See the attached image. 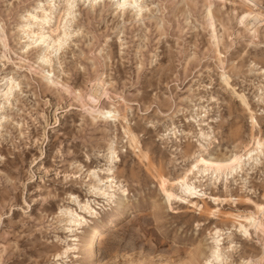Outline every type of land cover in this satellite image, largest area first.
Here are the masks:
<instances>
[{"label":"rangeland","instance_id":"374dc122","mask_svg":"<svg viewBox=\"0 0 264 264\" xmlns=\"http://www.w3.org/2000/svg\"><path fill=\"white\" fill-rule=\"evenodd\" d=\"M15 2L21 5L32 4L33 0H15ZM233 2L234 0H223L221 9L224 4L231 5ZM3 3L4 0H0V5ZM0 13L5 14L15 24L17 42L39 35V29L33 33L28 24L21 19L23 13L19 9L5 10L0 7ZM31 14L33 13H29ZM41 18L42 14L38 16V20ZM56 20L59 22V17H56ZM213 20L218 29L216 40H213L211 26L206 28L194 16L190 21L181 20L176 15H172L171 19H165L163 13L159 20L149 21L150 27L141 25L133 29V26L129 25L127 31L131 35L126 36L127 46L123 52H121L119 37L114 46L113 42L105 37L107 73L101 72L100 75L102 80H106L109 84V89L104 91H110V95L104 102L112 107L115 101V107L118 110L126 105L128 117H135L141 121L135 122V119H130L122 126L113 123V141H118L119 145L127 142V137L123 135L125 128L137 137L135 146L129 143L127 148L121 146L117 152L118 158L121 157V160L117 161L119 176L121 180L124 177L130 181V191L126 199L128 214L117 220V225L110 230L109 234L103 236L93 259L88 258L82 247L85 233L91 232L89 227L103 225L106 219L115 215L117 211L114 203L105 204L101 211L96 210L94 218L88 219L85 216L86 213H81L71 199V196H76L77 201L81 204L87 203L89 207L100 203L102 198L93 197L88 191V188L96 187V184L88 183V181H98L108 175L103 170L105 163L103 156L99 152L91 156V149L78 138L75 131L82 119L81 108L90 103L87 95L84 94V85L87 84L91 88L92 80L85 75L80 83L73 87L69 83L67 74L60 77L53 71L55 80L52 84L45 82L43 88L37 85L34 91H30V96L26 93L30 99L31 111L36 112L39 109L40 119L31 117L33 122L30 125L25 121L26 126L22 134L20 127H16L15 141L8 145L0 142V148L8 151L11 147L16 154L13 156L9 153L10 163L7 165L9 170H23V174L27 177L26 182L20 181L19 191L12 189L9 197L11 201H14L18 195L20 203L14 207L9 206L7 215L4 214L3 206H0V216L9 221L8 227L12 229L16 237L12 243L20 251V254L10 255L9 260L15 261V264H48L55 255H59L56 249L61 248V242L71 246L74 236L77 235V251H81V255H73L72 258L80 259L81 264H132L133 260L136 264H159L161 260L165 264H202V261L211 254V240L208 239L210 229L205 227L201 233L196 229V224L199 223L203 227L210 220L216 221V217L207 215L211 211L209 207L211 201L207 198L217 192L221 200L220 207L233 209L230 212H222L219 222H227L231 228L232 218L239 217L240 222L247 224L248 217L255 212L253 198L258 189L248 188L245 194L242 183L234 182L227 193L223 184L210 185V190L208 185H201L203 196L191 200L192 203H197L195 212L191 209V203L181 206L180 201L173 202L171 212L166 210L165 206L168 202L166 199L163 202L158 199L163 193L159 190L157 182V177L161 173L159 162L162 159L161 153L165 150L164 145L158 148L154 140L155 130L147 131L143 127L141 116V113L147 115L144 110L159 103L163 98L176 109L167 122L168 126H179L177 132L181 134L191 131V128L185 129L184 125L189 123L197 125V114L200 117L199 125L201 126L207 123L208 127H211V124L219 122L215 132L217 136L223 134V138L218 142L213 137L209 145V155L214 158L228 152L229 143L241 130L249 128V135H251V120L247 124L245 116L255 118L264 110L258 100L261 84L257 76L258 69L250 72L248 65L242 63L245 53L236 52V49L240 47L239 44H230L227 52L219 53L220 56H239L236 61L228 62L230 70L235 66V76L229 77V83H222L218 79L215 81L217 93L215 107L209 103L213 99L211 96L206 101L205 97L200 95L204 91V85L201 83L196 86L198 81L212 78L216 61L219 60V56L214 58V54L224 47V36L221 33L226 35L231 31L230 27H225V22L228 21L227 13L222 20L218 10ZM17 21L20 22L17 23ZM237 26L239 27V24ZM21 28L24 31H20ZM7 35L11 38L13 31L10 30ZM100 51L101 49H96L97 53ZM4 55L3 49L0 48V56ZM80 55L90 58L92 53L81 50ZM100 66L103 67V62ZM20 71L23 73L25 69L21 67ZM249 74L253 78L246 81L245 76ZM37 78L40 79L39 74ZM93 79H95L94 75ZM235 79H239L245 98L251 97L248 104L250 110L245 109L237 99V96L241 94L239 91L235 93L229 91L230 88H237ZM61 80L63 83L57 87V83ZM64 86L72 88L73 92H80L81 98L78 100L75 95L63 92ZM117 96L120 97L119 100L116 99ZM205 103H208L207 121L204 119ZM23 107L27 108L29 105ZM169 112H172L171 108ZM213 112L215 116L211 115ZM25 114L31 116L30 113ZM121 114L123 117L122 111ZM153 115H159V112ZM132 129L137 131L133 132ZM225 129H227L226 134ZM200 130L202 127L198 126L197 131ZM105 134H107L106 131ZM257 136H259V129H257ZM19 140H23V144L16 147L15 144ZM236 143L239 144L242 141H236ZM59 149L63 151L60 152ZM147 150L155 157L156 165H152L151 161L145 163L141 159V151ZM58 155L64 157L60 161V166H67L68 175L78 177L79 173L72 171L73 165H80V171H83L84 166L92 164L93 167L88 168L87 171L94 172V176L84 175L82 182L67 184L63 181L64 173H61L60 181L57 182L56 175L50 176L48 170L52 168L53 160ZM82 157L84 159L81 162ZM169 165L174 172L176 165L171 159ZM256 167L259 165L257 164ZM167 170L165 167L164 171ZM42 171L43 175H41ZM252 172H255V168ZM252 172L245 173L244 178L251 177ZM255 174L254 183L259 184L260 173ZM164 178L167 179V177ZM168 187L173 195H180L178 185L169 182ZM233 192L235 196L232 195ZM7 194V189L0 186V205L5 203L3 197ZM260 196L264 198V192H261ZM249 199H253L252 205L247 203ZM21 205L24 207L21 208ZM14 211L19 214L14 220L9 219ZM61 211L64 212L63 216L60 215ZM68 213L84 216L86 222L81 227L84 228L82 231H76L74 234L66 231L68 226H65V223L70 218ZM194 216H201L203 219L196 220ZM0 227H3L2 221H0Z\"/></svg>","mask_w":264,"mask_h":264},{"label":"snow or ice","instance_id":"6c2138e0","mask_svg":"<svg viewBox=\"0 0 264 264\" xmlns=\"http://www.w3.org/2000/svg\"><path fill=\"white\" fill-rule=\"evenodd\" d=\"M222 3L223 0H195V2L193 0H39V2L33 0L32 4L21 5L15 0H4L0 7L5 10L19 9L23 13L21 19L28 24L33 33L39 29V35L17 42L15 24L5 14L0 13V48L5 53L4 56H0V142L8 145L15 141L16 127H20L22 134L26 126L25 121L30 125L33 122L31 117L40 119L39 109L36 112L31 111L30 99L26 93L30 96V91H34L37 85L43 88L45 82L52 84L55 80L53 71L60 77L67 74L69 83L73 87L78 85L86 75L93 84L91 88L87 84L84 85V94L87 95L90 103L81 108L82 119L75 131L78 138L91 149V156H95L97 152L103 156L105 160L103 170L111 177L106 181L103 179L89 180L88 183H95L96 187L88 188V191L93 197L102 198L100 203L93 205L98 212L105 204L124 201L128 198L130 181L124 177L121 180L119 176L117 161L121 160V157L118 158L117 152L119 147L127 148L129 143L135 146L137 137L125 128L123 135L127 137V142L119 145L118 141H113L112 127L113 123L122 126L130 119H135V122L141 120L135 117L129 118L126 105L118 110L115 107V101L112 107L104 102L110 95V91H104L110 86L106 80H102L100 75L101 72L107 73L105 37L113 42V46L119 37L121 52H123L127 46L126 36L131 35L127 31L129 25H132L133 29L141 25L150 27L149 21L159 20L163 13L165 19H171L172 15H176L181 20L190 21L194 16L206 28L211 26L213 40H216L218 29L213 18L218 10L222 20L224 14L227 13L228 21L225 22V27H230L231 31L226 35L221 33L224 36V47L214 54V58L219 56V60L216 61L212 78L202 79L197 82L196 86L201 83L204 85V91L200 95H203L206 101L211 96L213 99L209 103L215 107L217 95L215 81L218 79L222 83H229V77L235 76V66L230 70L228 62L236 61L239 56H220L219 53L227 52L230 44H239L240 47L236 49V52L245 53L242 63L248 65L250 72L258 69L257 76L261 84L258 100L264 107V0H234L231 5L224 4L221 9ZM29 13L33 14L29 15ZM41 14L42 18L38 20ZM56 17H59V22ZM10 30L13 31L11 38L7 35ZM20 31L24 29L21 28ZM97 48L101 49L99 53L96 52ZM81 50L91 51L92 56L82 57ZM101 62H103V67L100 66ZM21 67L25 69L23 73L20 71ZM37 74L40 79L37 78ZM252 78L250 74L245 76L246 81ZM234 82L237 88H230L229 91L233 93L239 91L241 94L237 96V99L245 109H248L251 97L245 98L239 79H235ZM62 83V80L58 82L57 87ZM62 90L75 95L78 100L81 98V93L73 92L72 88L64 86ZM116 99L119 100L120 97L117 96ZM24 105H29V107L25 108ZM169 108L172 112H169ZM121 111L124 114L123 117ZM144 111L147 115L141 113L143 127L149 132L155 130L154 140L158 148L164 145L165 149L161 153L162 159L159 162L161 173L157 177V182L163 193L158 199L161 202L167 200L165 207L168 212H171L174 201H180L181 206L191 203V209L195 212L197 205L191 200L203 196L201 185H208L210 190V185L223 184L225 193L234 182L244 185L245 194L248 188L258 189L253 198L255 199L254 214L248 217L246 225L240 222L239 217H233L231 228L227 222L220 223L219 221L222 212H230L233 209L220 207L219 192L212 193L207 198L211 201L209 204L211 211L207 215L216 217V221L210 220L203 227L199 223L196 224V229L201 233L205 227L210 229L208 239L211 240V254L202 261V264H264V198L260 196V193L264 192V110L255 118L246 115L247 124L251 120V135H249V128L241 130L229 143L228 152L215 158L209 155V145L213 137L218 142L223 138V134L217 136L215 132V129L219 127V122L211 124V127H208L207 123L201 126L199 125L200 117L197 114V125L191 123L184 125L185 129L191 128V131L181 134L177 132L179 126H168L167 122L172 118V113L176 109L174 105L168 104L167 100L161 98L159 103L153 104ZM157 111L159 115L154 116L153 113ZM25 113H30L31 116ZM211 115L215 116V112ZM208 116V103H205L204 119L206 121ZM208 123L211 122L208 121ZM198 126L202 127L199 132L197 131ZM257 129H259V136H257ZM132 131L137 130L132 129ZM224 133H227V129ZM236 141H242V143L238 144ZM22 144L23 140H19L15 146L19 147ZM9 153L16 155L11 147L8 151L0 148V186L6 188L8 193L3 197L5 203L0 205L3 206L5 215L8 214L9 206L14 207L20 203L18 195L14 201L9 199L12 189L15 188L18 192L21 187L20 181L26 182L27 180L23 170H9L7 167L10 163ZM62 159H64L63 156H56L52 168L48 170L50 176L56 175L57 182L60 181L61 173H64L63 181L67 184L82 182L84 175L94 176V173L87 171L88 168L93 167L92 164L84 166L83 171H80V165H73L72 171L78 172L79 175L78 177L68 175L67 166H60ZM83 159L82 157L81 162ZM141 159L145 163L151 161L152 165L157 164L149 150L141 151ZM170 159L176 165L174 172L169 165ZM257 164L259 167H256ZM165 167L167 171H164ZM254 168L255 172H252ZM247 172H252V175L244 178ZM256 172L260 173L259 184L254 183ZM43 174L42 171L41 175ZM161 177H167V179ZM169 182L179 186L180 195H173L167 190ZM232 195L235 196V192ZM71 199L75 201L76 196H71ZM253 199H249L247 203L252 205ZM23 207L24 205H21V208ZM84 208H88L87 203ZM17 214L19 212H12L9 219L14 220ZM60 215L63 216L64 212L61 211ZM68 215L72 216V213ZM194 218L203 219L201 216H194ZM73 220L77 226L82 223L74 216ZM0 221L3 223V227H0V264H15V261L9 260L8 257L20 254L19 249L15 248L12 243L16 237L12 229L8 227L9 221L4 220L2 216H0ZM77 230L78 228L73 227L69 222L66 231L74 234ZM77 247L76 241H72L71 246H67V243L62 241V251L61 248H57L59 255H55L48 264H81L80 259L72 258L73 255H81ZM132 264H136L135 260ZM159 264H165V262L161 260Z\"/></svg>","mask_w":264,"mask_h":264},{"label":"bare ground","instance_id":"6f19581e","mask_svg":"<svg viewBox=\"0 0 264 264\" xmlns=\"http://www.w3.org/2000/svg\"><path fill=\"white\" fill-rule=\"evenodd\" d=\"M248 109L250 110L249 106H248ZM110 178L111 177L109 175H107L106 177L103 178V180L106 181V180H108ZM161 178H164V177H161ZM164 179H166V178H164ZM167 190L168 191H171L169 189L168 185H167ZM73 202H75L78 210L81 211V213H86L85 216L88 219H91V218H94L95 217L96 208L89 207L87 205L88 208L85 209L84 208V205L85 204H81L79 201H77V197H76V200L75 201L73 200ZM113 203H114V208L117 211L116 214L108 217L106 219L105 223L103 225H101V226L89 227V229H91V232L85 233V239L83 241L82 247L85 249L86 254L88 255V258H90V259H93L95 257V255L97 253V249H98V244L100 243V241L103 238V236L105 234H109L110 230L112 228H114L115 225H117L116 224V221L117 220H119L121 218H124L128 214L127 213L128 210L126 209V205H127L126 199L124 201H118V202H113ZM196 205H197V203H196ZM89 209L91 211H89ZM92 213H95V214H92ZM73 216L74 217H77L80 221H82V223L79 226H77L76 222L73 220ZM110 218H112V219H110ZM69 222L72 223V226L73 227H77L78 228L77 231H79V229L83 226V224L86 222V220H85L84 216H82L80 214H77V213H74V214H72V216H70L69 219H67V221L65 223L66 224L65 226H69ZM77 239H78V236L75 235L73 241H76L77 242Z\"/></svg>","mask_w":264,"mask_h":264}]
</instances>
